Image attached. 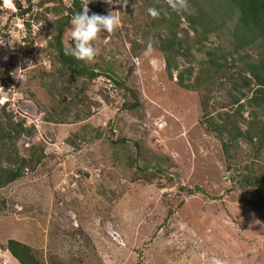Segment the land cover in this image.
Here are the masks:
<instances>
[{
	"label": "rangeland",
	"instance_id": "obj_1",
	"mask_svg": "<svg viewBox=\"0 0 264 264\" xmlns=\"http://www.w3.org/2000/svg\"><path fill=\"white\" fill-rule=\"evenodd\" d=\"M2 2L0 174L19 176L0 187V264H21L10 240L32 264H264V107L245 70L264 44L237 47L239 14L223 26V0ZM86 4L120 24L77 72L56 38L66 24L70 46ZM198 7L217 29L190 26Z\"/></svg>",
	"mask_w": 264,
	"mask_h": 264
},
{
	"label": "trees",
	"instance_id": "obj_2",
	"mask_svg": "<svg viewBox=\"0 0 264 264\" xmlns=\"http://www.w3.org/2000/svg\"><path fill=\"white\" fill-rule=\"evenodd\" d=\"M224 7L221 14L223 16V26L227 22V18H233L235 12L239 14L238 22L233 31L234 37L237 39V47L242 48L248 45H252L255 42L262 46V41L264 44V0H223ZM198 14L188 15L187 19L190 26L196 31L198 30L197 25H201L205 33H209L211 30L217 29L218 26H214V17H204L206 14L201 7L197 8ZM225 16V17H224ZM66 25V24H65ZM65 25L59 28V36L56 38V50L59 53V59L64 65H69L74 71L81 72L77 68H73L74 57L65 54V46L62 43V34L64 32ZM175 39L170 40L169 45H162V49L168 51L174 47ZM173 43V44H172ZM180 44V43H179ZM181 45V44H180ZM264 56V49H263ZM213 61V60H212ZM169 63V62H168ZM246 73L254 77L257 85L260 87L256 90L255 94L248 100L252 105H262L264 107V57L260 62L252 63L245 68ZM251 77L245 75L244 83L245 86H250L252 84ZM179 82L183 84L184 76L181 74ZM186 87V86H185ZM244 105L241 103L240 107ZM231 117L230 114H228ZM20 130L16 133L20 134L22 131V124H19ZM251 140H253L250 137ZM23 163L26 162L25 158H22ZM2 172H7L6 176L0 174V187L5 183L15 180L19 176V171L2 170ZM8 249L16 257L21 264H32L28 259L32 260V256L29 253L28 247L16 240H10L8 242Z\"/></svg>",
	"mask_w": 264,
	"mask_h": 264
},
{
	"label": "clouds",
	"instance_id": "obj_3",
	"mask_svg": "<svg viewBox=\"0 0 264 264\" xmlns=\"http://www.w3.org/2000/svg\"><path fill=\"white\" fill-rule=\"evenodd\" d=\"M107 2L111 4L113 0H107ZM121 2L126 4L127 0H121ZM178 2L183 7L185 0H178ZM168 4L173 9L177 8V0H168ZM82 9L71 20L72 43L69 47L65 48V54L71 55L80 61L91 62L96 56V50L92 45V41L96 39L98 33L101 31L111 33L120 24V18L118 15H113L114 11L105 16L99 14L89 15L87 4ZM148 13L152 17L159 16V12L155 8H149ZM211 264H221V262L213 259Z\"/></svg>",
	"mask_w": 264,
	"mask_h": 264
},
{
	"label": "built area",
	"instance_id": "obj_4",
	"mask_svg": "<svg viewBox=\"0 0 264 264\" xmlns=\"http://www.w3.org/2000/svg\"><path fill=\"white\" fill-rule=\"evenodd\" d=\"M2 8H5V9H13L15 11H17V6L14 2V0H3L2 2Z\"/></svg>",
	"mask_w": 264,
	"mask_h": 264
}]
</instances>
